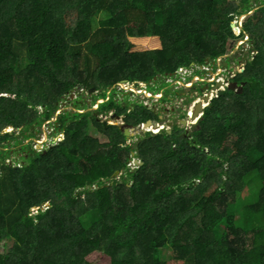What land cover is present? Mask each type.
<instances>
[{"label":"trees","instance_id":"obj_1","mask_svg":"<svg viewBox=\"0 0 264 264\" xmlns=\"http://www.w3.org/2000/svg\"><path fill=\"white\" fill-rule=\"evenodd\" d=\"M251 12L237 34L235 16ZM247 35L232 78L243 94L213 99L189 135L176 126L130 143L105 129L112 112L127 127L161 122L119 83L172 100L171 84L155 85L164 75L216 69ZM77 86L104 102L52 121ZM45 124L62 142L39 151ZM135 153L144 164L133 169ZM0 264H264V0H0Z\"/></svg>","mask_w":264,"mask_h":264},{"label":"rangeland","instance_id":"obj_2","mask_svg":"<svg viewBox=\"0 0 264 264\" xmlns=\"http://www.w3.org/2000/svg\"><path fill=\"white\" fill-rule=\"evenodd\" d=\"M251 14H253V12L244 16H235L233 25L235 27L234 30L237 32V34L241 33V31L243 30L245 19ZM252 48V44L250 43V36L247 35L243 40H239L237 42L236 48L230 55H227L226 57L220 58L216 61V69L213 67L214 64L211 61H208L204 66H197L193 64L191 67L178 69V71L173 75H164L163 79H160L159 83L157 82L155 83V85L159 87L162 81H166L167 83L171 84L172 100L169 101L164 100V90L167 88H165L163 91H160L159 93H153L148 90V85L143 82L138 84L131 82H122L117 86L120 90L126 87H132L133 90H127L134 92V94L131 95V100H143L144 103L149 105V108H152L156 112H159L161 115V125L159 126V128H165L164 130H170L172 128L173 130L174 128L176 129V126H181L183 127L182 129L180 128L182 132H185V129L187 128V130L191 133L193 129H195V127L199 125V118L196 121H192L191 118H189L187 115H193L195 105L198 102H202L204 109H206L211 101L220 95V90L225 91L230 87V84L233 83L232 78L244 71L246 60L249 58V53L252 51ZM237 52L239 53L238 60H232L230 66H228L226 58L233 57ZM21 53L22 55H25V49H22ZM257 54L258 51L252 52V55L254 56H256ZM65 66L67 67L68 64ZM198 70L202 71L200 75H196V71ZM156 80H158V77ZM219 84L220 86H218ZM92 89L94 88H91L89 90L86 88L81 89V86H77L76 88H74L73 92H71L70 95H67L65 98L58 97V100H60L58 103L60 110L56 111L55 118H53L52 121H56V117L60 113L70 110H73L74 112H88L97 110L99 104L104 102V100L100 99L97 101V104L93 105V99L97 95H99L100 91ZM241 90V88H237L235 92L241 93ZM117 98L122 102H124L126 99V97L121 92L117 94ZM79 103L82 105V107L88 108L85 110L79 109ZM41 111L43 112L44 110L42 109ZM124 117L125 116L117 118V116H115V113L112 112L108 115H100V120L104 124L105 129H110L112 128L109 127L110 124L123 126V122H125L123 121ZM186 119H188L189 124L187 126H184L182 121ZM151 130L155 132L160 131L159 129L155 128H152ZM7 131L13 132L14 129L11 127L10 129H7ZM34 134L35 135L33 136V138L35 139V148L39 151H45L46 149L48 150L49 148L62 142L61 134L56 132L54 127H51L50 125L45 124L44 126H42L41 131L38 128V131H35ZM90 135L94 139L99 140L101 143H108L110 141L108 134L102 131L99 128V125L94 124V122L90 127ZM178 137L179 134L176 135V138ZM30 140L32 141L33 139ZM134 140L135 139H133L132 137H129L128 142H133ZM8 162L10 164H21V155L19 156L17 154H14ZM132 162L135 164L134 159ZM200 182L201 180H196V184H200ZM253 188V182H250L249 188L245 191V197L243 193L239 194L237 197H248L252 194ZM251 239L252 236L249 235V238L246 239V244H251ZM170 249L171 248L166 249L165 257L171 255Z\"/></svg>","mask_w":264,"mask_h":264},{"label":"water","instance_id":"obj_3","mask_svg":"<svg viewBox=\"0 0 264 264\" xmlns=\"http://www.w3.org/2000/svg\"><path fill=\"white\" fill-rule=\"evenodd\" d=\"M232 26L234 27L233 24H232ZM245 85H246V83H243V84L240 85L238 82H233L232 84H230L229 89H231L232 91H236L237 88H241L242 89L241 93H243ZM218 86H220V84ZM81 89H85V87L81 86ZM92 90H95V88L92 89ZM112 90H113V87L110 88V91H112ZM225 92H226V90L225 91L220 90V95L219 96H222ZM207 102H208V99H207ZM203 114H204L203 103L202 102H198L195 105V109H194L193 115L190 117V114H188L187 116L190 117L192 119V121H196L199 118L198 119V121H199L200 118L202 117L201 115H203ZM125 118L126 117L123 118V121H125ZM182 122H183L184 126H187L189 124L188 119L183 120ZM171 125H172V123H171ZM113 126H117V125L116 124H110L109 125V127H113ZM159 126H160V122L154 121V120H148L143 125L130 126V127L119 125V128H120L121 132L127 138H129V137L131 138V137H136V136L141 135L143 133L149 132V128L159 129L160 130L159 132H154V133H160L162 128H159ZM169 133L170 134L172 133V129L169 130ZM140 164L143 165L144 163L141 162ZM119 174H120V172L116 173V175H119Z\"/></svg>","mask_w":264,"mask_h":264},{"label":"clouds","instance_id":"obj_4","mask_svg":"<svg viewBox=\"0 0 264 264\" xmlns=\"http://www.w3.org/2000/svg\"><path fill=\"white\" fill-rule=\"evenodd\" d=\"M226 90H227V89H226ZM110 92H111V91H110ZM204 110H205V109H204ZM202 116H203V115H202ZM190 117H191V115H190ZM190 117H189V118H190ZM201 118H202V117H201ZM201 118H200V119H201ZM154 121H156V120H154ZM199 121H200V120H199ZM158 122H159V121H158ZM123 124H124L123 126H126V122H123ZM143 124H145V123H143ZM143 124H140V125H143ZM160 125H161V123H160ZM180 128L182 129L183 127L180 126ZM9 129H10V128H9ZM151 129H152V128H149V132H151V133H153V134H159V133H154L155 131H152ZM164 129H165V128H162V129H161V132H162ZM171 129H172V128H171ZM185 130H187V128H186ZM168 131H169V130H168ZM187 131H188V130H187ZM161 132H160V133H161ZM172 132H173V130H172ZM146 133H147V132H146ZM138 136H139V135H138ZM136 137H137V136H136ZM132 138H135V137H132ZM128 139H129V138H128ZM130 143H131V142H130ZM133 156H134L133 159H134L135 164H134L133 162H131V163L129 164V166H131L133 169H136V168H138V167L141 166L140 163H141L142 161L139 160V158L135 157V156H136V153L133 154L132 157H133ZM133 159H132V161H133ZM120 175H121V173H120L118 176H120Z\"/></svg>","mask_w":264,"mask_h":264},{"label":"built area","instance_id":"obj_5","mask_svg":"<svg viewBox=\"0 0 264 264\" xmlns=\"http://www.w3.org/2000/svg\"><path fill=\"white\" fill-rule=\"evenodd\" d=\"M125 90H129V89H132V87H126L124 88ZM133 90V89H132Z\"/></svg>","mask_w":264,"mask_h":264},{"label":"flooded vegetation","instance_id":"obj_6","mask_svg":"<svg viewBox=\"0 0 264 264\" xmlns=\"http://www.w3.org/2000/svg\"><path fill=\"white\" fill-rule=\"evenodd\" d=\"M186 131V134H185V136L189 133V131H187V130H185ZM189 135V134H188Z\"/></svg>","mask_w":264,"mask_h":264},{"label":"bare ground","instance_id":"obj_7","mask_svg":"<svg viewBox=\"0 0 264 264\" xmlns=\"http://www.w3.org/2000/svg\"><path fill=\"white\" fill-rule=\"evenodd\" d=\"M192 116V115H191ZM192 120V119H191ZM157 131V130H156ZM159 131V130H158Z\"/></svg>","mask_w":264,"mask_h":264}]
</instances>
